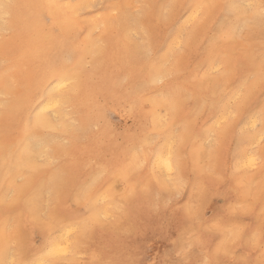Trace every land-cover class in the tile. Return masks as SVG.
I'll use <instances>...</instances> for the list:
<instances>
[{
	"label": "bare ground",
	"instance_id": "6f19581e",
	"mask_svg": "<svg viewBox=\"0 0 264 264\" xmlns=\"http://www.w3.org/2000/svg\"><path fill=\"white\" fill-rule=\"evenodd\" d=\"M210 1L213 0H156L155 7L157 10L159 11L165 4L167 15L172 14L174 9L190 11L186 20L195 23L201 12L205 21L199 26H196V23L195 27L187 33L176 29L175 37L167 42V48L159 56L156 54L165 45L167 39L157 41L150 36L153 44V60H142V45L138 44L135 39L137 29L132 23L133 20H136L134 18L124 17L114 22L106 21L105 32L94 41L88 33L83 32L77 17L87 7L88 0H75L73 4L65 0H11L12 3L21 7L12 10L9 25L0 23V32L6 31L8 26L14 28L12 39L8 45H5V48L8 51L19 53L22 56L23 64L29 67V71L26 76L27 89L24 94L19 93L17 95V100L10 103L2 116V133L15 135L16 142L11 148L0 152L2 164L0 166V189L3 190L0 195V212L3 211L4 207L3 193L6 169L13 163L10 158L6 162L5 157L10 156V153H15L16 149L21 146L19 140L24 137V132L19 125V113L25 109H35L36 113L39 114V120L34 113L31 117L33 130L38 131L41 135L39 130L50 127L48 119L43 114L49 111L53 117H58L60 108L64 104L59 99L61 90L52 92L47 87L51 78L49 72L51 58L60 50L50 35L53 27L60 33L62 48L67 49V53L72 57V63L66 65L67 70L79 69L86 75L89 84V89L79 96L73 106L77 108V112L83 115L87 122L100 120L97 131L88 134L86 129L87 142L83 144H76L75 136L79 131L73 130L71 138L74 137V143L67 149H63L69 158L62 167L67 171L66 177H61L58 174V168L44 173L35 164H33L31 174L25 172L29 171L28 169L19 166L13 170V180L18 175L25 177L23 183H14L13 185L18 193L15 207H19L22 202L26 206L24 213H17V222L13 230L20 233L19 241L33 238H38L40 241L38 245L28 243L19 247V243L16 244V259L37 260L41 264H45L40 256L44 252L49 257H65L63 253L49 255L48 252L54 247H70L72 251L68 255L72 256L77 249L75 248L76 245H84L83 240L87 235L83 225L79 237H75L73 234L75 233L74 225H82L83 222L94 217L91 207L87 204L90 193L104 190L107 194L103 193V198H111L108 195V187L118 181L124 187L118 196L125 200L130 215L122 227L108 226L91 233L90 248L96 255L95 264H100L101 261H104V264H112L114 261L128 259L130 255H135L138 261H149L150 264H156L157 261L160 264H164V262L171 264V261L167 260L171 252L170 247H175L174 242L166 240L162 234L170 229L176 230V227H165L171 219L162 217L156 207L157 203L161 205V201L159 198H151L150 192L147 191L150 188L149 181L147 182V173L150 172L151 177L155 178L160 170L159 167H156L155 172L153 171L152 165L156 164L157 161L152 157V149L159 145L161 150L167 154L170 148L175 147L171 139V134L174 133H170L166 129L170 118H177L178 121H181L182 126L187 125L190 129L189 133H184L183 130L180 132L182 141L181 148L175 149L177 154L180 155L181 149L187 150L191 162L194 155L207 157V151L193 147L190 140L201 138L200 132L205 119H210L214 114H218L213 120L215 124L217 122L224 123L226 119L225 106L216 101V97H218L220 88L226 81L236 78L237 58L248 63H252L255 59L257 63L254 71L259 70L258 58L255 55L234 52L233 46L236 37L224 45L230 58L228 75L222 72L218 79L201 81L196 76L197 70L189 68L185 74L188 81L182 87L168 82L160 88L158 94L138 98L140 94L151 88L152 81L156 76L161 73H166L168 76L174 74V70L165 67L166 59L172 55L173 49H176L179 54L194 52L196 57H200L195 63L196 66L203 67L204 70L206 68L208 72L217 68V64L211 63L214 57L209 55V51L214 47L215 30L217 22L220 21L222 9L218 7L215 9V14L211 11L206 15L204 10L199 7L203 4H209ZM240 1L229 0L228 3L242 4ZM256 2L255 15L248 16L245 15L243 9L240 10L239 19L242 27L250 28V30L261 27L258 12L262 0H256ZM35 4H45L49 7L43 9L22 7L23 5ZM168 5L176 7L168 9ZM42 15L47 17V22L41 18ZM244 20H249L251 23L243 24ZM197 28L200 29L196 32ZM85 56H89L91 60L92 67L89 71L83 69L82 59ZM154 60L158 62H154ZM20 64L18 63L16 66ZM178 71L176 70V72ZM173 93L179 98L176 107L167 98ZM193 95L196 96L192 98ZM106 97H111L119 106L125 104L129 106L128 112L134 122V128L124 130L120 135V140L117 139V134L110 125L108 108L102 104ZM255 97L254 103L259 105L261 101L258 99V91ZM245 106L248 107V104L245 103ZM240 112L242 113L243 109ZM164 117H168V120L163 121ZM27 119L28 117L25 116L26 121ZM244 127L254 130V136L257 138L256 140H254L255 137L249 139L248 145L257 144L264 137V125H261L259 121L255 123V126L249 122ZM157 135H163L162 141L154 144V138ZM166 137H168L167 143L164 142ZM221 139L223 150L227 156L229 154L250 153L241 149V139L239 137L237 140V136L230 133V127L225 130V135ZM262 155H264V149ZM26 158L34 161V152ZM138 161L142 162L138 163ZM138 167L142 168L140 179L134 176V171ZM99 171H103L104 175L97 180ZM258 180H260V173ZM89 186L91 187L89 188ZM55 187L58 190H55ZM82 187L89 189L85 197L81 199H77L75 195L70 197V193H74ZM44 190L51 195L60 194L59 205L54 204L51 199L45 198ZM149 203H151V207L148 206ZM33 209L37 210L39 214L40 211L46 209V214H40L45 218L35 227L32 226ZM241 215L246 214L242 213ZM63 217L66 224L55 226L56 219ZM25 223L28 225L26 228L24 227ZM247 227V224L239 225L240 233L243 234ZM187 229L181 228L175 232L177 235H181ZM54 230L57 233L56 237L48 241V234ZM4 236V225L0 220V260L5 259L6 243ZM70 236L72 237L71 241H69ZM194 242L195 245L201 244L196 239ZM204 246L207 247V245ZM229 246H232L231 242ZM211 247L214 253L216 246L212 244ZM259 250L258 243L241 249L237 242V251L254 263L256 259L261 261L264 258L262 255H258ZM205 256L207 261L214 258L210 254ZM8 258L11 259V256ZM196 261L202 264L201 259L195 256H189L184 264H193Z\"/></svg>",
	"mask_w": 264,
	"mask_h": 264
},
{
	"label": "snow or ice",
	"instance_id": "6c2138e0",
	"mask_svg": "<svg viewBox=\"0 0 264 264\" xmlns=\"http://www.w3.org/2000/svg\"><path fill=\"white\" fill-rule=\"evenodd\" d=\"M21 7L11 2V0H0V20L10 17L12 10ZM22 7L43 9L49 7L45 4L23 5ZM142 7L148 8L150 5ZM174 5H168V9H173ZM202 10L211 11L217 7L222 9L220 21L217 22L215 30L214 47L210 49L209 55L214 57L213 63L219 65L220 71L225 75L229 74V54L224 45L234 40L237 34H242L244 28L239 19L240 10L243 9L245 15L255 6L252 4L226 3L224 5L203 4L199 6ZM259 22L262 27L261 32V49L258 58L259 72L254 71L257 61L254 59L252 63L240 61L237 58L235 71L236 78L232 82L233 94L238 93L237 103L232 105L231 113L236 114L240 106L244 103L248 104L247 110L244 112L241 124L251 122L253 126L259 121L264 125V0L259 6ZM47 22V17H41ZM84 19H87L85 17ZM182 19V17H181ZM6 22V21H5ZM132 23L138 25L137 36L135 37L138 44L142 45V60H153V44L150 40V33L147 29L139 27L140 21L133 20ZM177 23H179L177 21ZM251 23L244 20L243 24ZM7 31V28L5 29ZM50 35L54 44L60 49L51 58L49 64V72L51 78L47 87L52 92L60 91V97L69 110L75 104L79 96L89 89L86 75L79 71L67 70L66 65L72 63V57L67 53V49L62 48V38L60 33L53 27ZM83 35V33H80ZM176 35V28L169 31L165 45L159 49L157 56L165 51L167 42L173 40ZM241 35V39H242ZM154 62H158L155 61ZM168 78V74L161 73L156 76L152 83L162 84ZM259 92V105L254 103L256 92ZM168 100L178 106L179 98L176 94H170ZM258 108V111H257ZM39 114L35 109H25L19 113V125L21 126L24 137L21 146L16 149L15 153L6 156V162L10 158L12 164L9 165L5 173V189L3 193V211L9 222H13V218L17 213L25 212V204L22 202L19 207H12L16 203L18 193L13 187L15 181L12 178L13 170L19 166L21 168L33 169L34 162L26 157L31 153L39 151V160L35 162L39 167L55 168L59 161L55 155L52 145L59 139L56 136L40 135L38 131L33 130L32 115ZM49 115H51L49 113ZM106 117V114H104ZM25 116L28 117L27 121ZM231 117H229L230 120ZM58 126V122H53V126L49 130H54ZM183 132L189 133L190 129L187 125H183ZM227 125L222 128L215 126L208 129V143L205 145L207 157L194 155L192 162L188 163L187 157H181L177 154L175 147H172L165 154L159 145L152 149V157L157 161L153 164V171L159 167V172L155 176V181L162 188L168 191L165 200L164 216L167 217L172 212L171 221L165 227L175 226L177 230L181 228L187 229L191 224V238L198 240L202 246L207 245L210 255L214 258L206 262V264H254L251 259L245 258L240 252H237V242L241 249L259 244L260 252L264 257V155H257L255 152L234 154L231 159L227 157L223 150L222 136L225 135ZM180 128H177L174 134H171L173 145L182 141ZM203 139V137H201ZM168 137L165 138L167 143ZM142 161H138L141 163ZM151 163V162H150ZM242 170L247 171L249 175H255L259 170L260 180L253 184L249 182L245 184L241 181L240 176ZM104 175L103 171L97 173V180ZM91 186H89L90 188ZM88 188H80L74 193H70V197L75 195L77 199L85 197ZM151 207V203L148 205ZM161 205L156 204L159 208ZM246 215H241V214ZM45 217L40 215L37 210H32L33 227L40 223ZM247 224V230L240 233L238 225ZM27 223L24 224L26 228ZM222 237V239H221ZM20 233L11 230L6 231L4 239L6 243L5 259L0 260V264H41L37 260H18L16 259V244L19 243ZM217 239L221 243L216 245L213 253L211 245ZM72 237H69V241ZM232 246H229V243ZM189 246V240H185V249ZM72 249L64 247H54L48 252L49 255L63 253L67 256ZM11 256V259L8 257ZM50 264V262H45ZM100 264H104L101 261ZM112 264H150L149 261L137 260L135 255H130L128 259L114 261ZM156 264H160L159 261ZM168 264V262H164ZM171 264H183L182 261H172ZM193 264H200L199 261ZM260 264H264V258Z\"/></svg>",
	"mask_w": 264,
	"mask_h": 264
},
{
	"label": "rangeland",
	"instance_id": "374dc122",
	"mask_svg": "<svg viewBox=\"0 0 264 264\" xmlns=\"http://www.w3.org/2000/svg\"><path fill=\"white\" fill-rule=\"evenodd\" d=\"M65 1L73 4L75 0ZM155 1L156 0H88L87 7H85L77 16L78 22L81 24L83 32L88 33V35L91 36L94 41H96L98 37L103 35V33L105 32L106 21L114 22L117 19L124 17H128L130 19L134 18L140 21L139 27L147 29L151 37H154V39L160 41L163 39H167V33L173 28V26H175L176 29L181 30L183 33H187L189 30L195 27L194 25L196 23V26H199L202 25L203 21H205L201 12L200 15L197 17L195 23H191L186 20L190 11H179L177 9H174L172 14L167 15L168 12L165 8L166 5L164 4L163 7L158 11L155 7ZM228 1L229 0H213L209 3L220 6L228 3ZM5 2H7V0H5ZM240 2L245 5L252 4L255 7L257 6L256 0H241ZM144 5H150L151 7H142ZM255 7L248 11V16L255 15ZM215 9L211 10L213 14H215ZM211 11L204 10V13L207 15ZM85 17H87V19H84ZM9 21L10 17H5L3 20H0V23H5L6 25H9ZM177 21L179 23H177ZM134 26L137 29L138 25L135 24ZM243 28V33L238 34L237 38L234 41V52L237 54L255 55L257 58H259L260 49L262 47V27L251 30L250 28ZM199 29L200 28H197L196 32ZM14 31L15 30L13 27L8 26L7 31L0 32V152L2 150L11 148L16 142L15 135L2 133V116L5 114V110L10 105V103L13 100H17V95L19 93L24 94L25 90L27 89L26 76L28 74L29 67L23 64L22 56L19 55V53H17L16 51H8L5 48V45H8L9 41L12 39ZM241 35L243 37L242 39ZM199 58L200 57H196L194 55V52H191L189 54L183 52L182 54H179L176 49H173L172 55L166 59L165 67L174 70V74L169 75L168 78H166L162 84H153L147 92L140 94L138 98L146 97L151 94H158L160 88L168 82L178 87H182L188 81L185 77V74L187 73V70L189 68H194L195 70H197L196 76L201 81H210L213 79H218L221 76L222 71H220L219 65L216 69L211 70V72L206 71V68L204 70L203 67H197L195 63L199 60ZM213 60L211 63H213ZM90 61L91 60L89 56H85L82 59L83 69L85 71H89L91 69L92 65L90 64ZM18 63L21 64L16 66V64ZM176 70L179 71L176 72ZM257 72H259V70ZM232 82L233 80L226 81L223 87L220 88L218 97H216V101H219L225 106L226 119L224 123L217 122L215 124L213 122V120L218 116V114H214L213 117H211L210 119H205L202 131L200 132V136L203 137V139H191L190 143L193 147L202 148L203 150H206L205 145L208 143L209 139L206 135L207 130L214 126L216 128H222L227 125V128L230 127V133L234 136H237V140L240 137L241 149H244L246 152H255L257 155H262V151L264 149V137L257 144L251 143L252 145H248V140L253 139L255 137V131L251 129H245V124H241L242 116L248 107L245 106L244 103L240 106L236 114L231 113L232 105L237 103V93L233 94ZM189 96L191 97V94H189ZM195 96L196 95H193L192 98H194ZM102 104L108 108L110 125L117 134V139L120 140V135L124 130L134 128V122L128 112L129 106L128 104L119 106L114 102L111 97H106V99L102 101ZM241 109H243L242 113L240 112ZM49 113L51 114V112L49 111L45 112L43 116L48 119L50 127L53 126V122H58V126H55L54 130L51 131L49 130L50 127L43 128L39 131H41V135H51L59 138L52 145L57 160L59 161L58 165L55 168H58L57 171L58 174L61 175V177H66L67 171L66 169H62V167L67 163L69 158L65 150L63 149H67L74 143V137L71 138L73 130L77 129L79 131V133L75 136L76 144H83L87 142L86 129L88 131V134L97 131L100 126V120H91L87 122L84 119V116L77 112V108L75 106H72L71 110H69L67 107H65L64 104L60 108V115L58 117H53V114L49 115ZM229 117H231L230 120ZM164 120H168V117H164L163 121ZM177 128H180L181 131L183 130L181 121H178L177 118H170L166 130L170 133H174ZM82 131H84L85 133H83ZM162 136L163 135H157L154 138V144L161 142ZM256 139L257 138L255 137L254 140ZM19 141L21 144L23 139H20ZM174 146L175 149H180L181 142L175 144ZM180 155L181 157L186 156L188 163H191V158L188 155L187 150L181 149ZM233 155L234 154H229L227 157L231 159ZM39 157V151H35L33 161L34 164L36 161L39 160ZM1 165L2 164L0 161V166ZM36 166L40 169V171L44 173L55 170L52 167H39L38 165ZM31 171L25 172L27 174H31ZM141 175L142 168H136L134 171V176L140 179ZM147 176V182L149 181L150 187L147 191L150 192L151 198H159V200L161 201V206L158 208V211L161 213L163 218H167L168 220H170L173 215L172 212H169L167 217L164 216V198L168 195V191L156 183L155 178L151 177L150 172L147 173ZM258 176L259 170L256 171L255 175H249L247 171L242 170L240 179L245 184L248 181L255 184L259 181ZM14 181L16 184L23 183L25 181V177H19L18 175L17 177H15ZM55 190H58V188L55 187ZM123 190V185L120 182L116 181L108 187V195H110L111 198H103V193L107 194V192L104 190H97L95 192L92 191L90 193V198L88 199L87 204L91 207L92 215L94 217L90 218L87 222H83L82 225H74L73 227L75 232L73 234L75 235V237L78 238L79 233H81L80 229L84 225L83 228L86 230L87 234L86 238L83 240L84 245H76L75 248L77 249L75 250V253L72 256L68 255L65 257H49L44 252L40 255L41 258H43V262H50L51 264H95L96 255L90 248L92 242L91 233H93L97 229L108 226L122 227L125 225V221L128 215H130V211H127V205L125 203V200L121 196H118V194L121 193ZM2 191L3 190L0 189V195L2 194ZM43 192L45 198H49L53 201L54 204L59 205L60 194L56 193L55 195H51L46 190H44ZM12 207H15V204H13ZM46 209L40 211V214H46ZM16 217L17 215L13 218V222L10 223L9 219L5 216L4 211L0 212V220H2V223L4 225L5 233L8 230L15 232L13 229L17 222ZM64 224H66L64 217L57 218L55 221V226ZM175 231H177V229H170L162 234V237L166 240H172L175 246L174 248L170 247L171 252L167 261H182L184 264V261L189 256H195L198 259H201L202 264H206L207 259L205 255L209 254V251L206 246H201V244L195 245L194 238H191L190 236V233L192 231L191 224L189 223V228L185 231L184 234L182 233L181 235H177ZM56 235V230L50 232L47 236V240L49 241L50 239L56 237ZM186 239L189 240V246L185 249ZM28 243L38 245L40 241L38 238H33L31 240H20L19 247L24 246ZM220 243L221 240L217 239L213 245L216 246ZM24 255L26 256V254ZM258 255H261L260 250ZM254 264H260V260L256 259Z\"/></svg>",
	"mask_w": 264,
	"mask_h": 264
}]
</instances>
